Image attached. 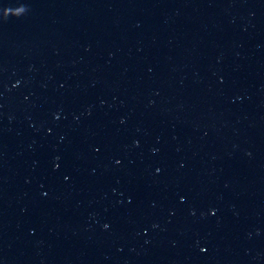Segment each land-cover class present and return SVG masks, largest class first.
<instances>
[{"label":"water","instance_id":"water-1","mask_svg":"<svg viewBox=\"0 0 264 264\" xmlns=\"http://www.w3.org/2000/svg\"><path fill=\"white\" fill-rule=\"evenodd\" d=\"M0 264H264V0H0Z\"/></svg>","mask_w":264,"mask_h":264},{"label":"snow or ice","instance_id":"snow-or-ice-1","mask_svg":"<svg viewBox=\"0 0 264 264\" xmlns=\"http://www.w3.org/2000/svg\"><path fill=\"white\" fill-rule=\"evenodd\" d=\"M118 163H119V161H118ZM213 215H215V213H213ZM205 250H206V249H203V248L201 249V251H205Z\"/></svg>","mask_w":264,"mask_h":264},{"label":"clouds","instance_id":"clouds-1","mask_svg":"<svg viewBox=\"0 0 264 264\" xmlns=\"http://www.w3.org/2000/svg\"><path fill=\"white\" fill-rule=\"evenodd\" d=\"M105 227H107V225H105Z\"/></svg>","mask_w":264,"mask_h":264}]
</instances>
